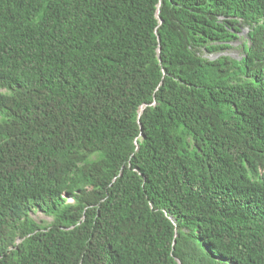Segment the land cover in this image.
<instances>
[{
    "label": "trees",
    "instance_id": "obj_1",
    "mask_svg": "<svg viewBox=\"0 0 264 264\" xmlns=\"http://www.w3.org/2000/svg\"><path fill=\"white\" fill-rule=\"evenodd\" d=\"M0 264H264V0H0Z\"/></svg>",
    "mask_w": 264,
    "mask_h": 264
},
{
    "label": "rangeland",
    "instance_id": "obj_2",
    "mask_svg": "<svg viewBox=\"0 0 264 264\" xmlns=\"http://www.w3.org/2000/svg\"><path fill=\"white\" fill-rule=\"evenodd\" d=\"M247 33H248V29L242 28L240 34H238L237 41L233 42L231 44V47L228 50H225V51L217 53V54H208L207 52H203V53H201V56L203 58H206L207 60H210V61H214L221 56H226L232 60L240 61L244 57V52L242 51L241 46L244 42L247 41V38H248ZM245 46H248V45L245 44ZM246 48H248V47H246ZM31 217L35 221H37V223H40V224L44 221H46V222L51 221L49 218L44 217L39 212H37L35 215H31Z\"/></svg>",
    "mask_w": 264,
    "mask_h": 264
},
{
    "label": "water",
    "instance_id": "obj_3",
    "mask_svg": "<svg viewBox=\"0 0 264 264\" xmlns=\"http://www.w3.org/2000/svg\"><path fill=\"white\" fill-rule=\"evenodd\" d=\"M159 22H160V24L162 23V21L159 19ZM159 41V40H158Z\"/></svg>",
    "mask_w": 264,
    "mask_h": 264
},
{
    "label": "bare ground",
    "instance_id": "obj_4",
    "mask_svg": "<svg viewBox=\"0 0 264 264\" xmlns=\"http://www.w3.org/2000/svg\"><path fill=\"white\" fill-rule=\"evenodd\" d=\"M25 220V219H24Z\"/></svg>",
    "mask_w": 264,
    "mask_h": 264
}]
</instances>
